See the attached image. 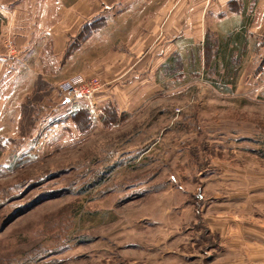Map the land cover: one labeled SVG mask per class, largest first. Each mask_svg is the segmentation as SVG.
<instances>
[{
	"label": "rangeland",
	"instance_id": "obj_1",
	"mask_svg": "<svg viewBox=\"0 0 264 264\" xmlns=\"http://www.w3.org/2000/svg\"><path fill=\"white\" fill-rule=\"evenodd\" d=\"M102 1L44 0L39 21L0 35L2 68L18 70L3 91L18 118L9 142L0 138V264H179L204 248L212 193L253 198L264 215V38L233 49L227 65L221 44L216 55L206 46L196 71L175 62L173 83L136 90L118 111L113 93L97 101L116 80L99 69L109 51L128 52L133 16L116 30L91 21L81 41ZM28 32L40 37L32 45ZM66 80L90 89L89 103L60 105ZM81 105L94 113L84 109L82 130L71 119Z\"/></svg>",
	"mask_w": 264,
	"mask_h": 264
},
{
	"label": "crops",
	"instance_id": "obj_2",
	"mask_svg": "<svg viewBox=\"0 0 264 264\" xmlns=\"http://www.w3.org/2000/svg\"><path fill=\"white\" fill-rule=\"evenodd\" d=\"M44 7V0H0V35L6 28L13 34L15 25L35 18L39 21ZM125 15L133 16L128 19L131 22L122 37L128 52L109 51L105 58L110 63L99 69L104 75L110 74L111 80L116 76V80L97 101L103 106L113 93L118 111L127 110L125 108L134 103L132 96L136 90L159 89L160 85L173 83L176 72L173 60L180 61L181 70L185 66L187 71L188 62L184 64V60L191 55L199 56L201 65L206 46L214 55L222 46L226 55L232 56L233 49L243 50L248 42L264 38V0H103L98 10L83 23L89 25L91 21L101 20L103 26L110 27L107 30H116L126 21L119 17ZM110 33L103 32L105 39H109ZM34 38L40 37L28 32L23 39L25 42L33 40L32 45ZM20 63L24 70L26 61L23 59ZM16 71L13 66L2 68L0 63V138L7 139L17 132L18 113L7 110L3 92L7 79H12ZM262 73L264 77V70ZM67 103L62 98L60 105ZM0 143L6 147L7 143ZM208 197L199 222L205 229V238L201 240L212 243H204V248L195 255L182 253L179 264H264V219L259 218L264 215L254 213L250 200L253 198L239 197L243 202L237 204L235 196L230 194L212 193Z\"/></svg>",
	"mask_w": 264,
	"mask_h": 264
},
{
	"label": "built area",
	"instance_id": "obj_3",
	"mask_svg": "<svg viewBox=\"0 0 264 264\" xmlns=\"http://www.w3.org/2000/svg\"><path fill=\"white\" fill-rule=\"evenodd\" d=\"M59 89L64 99L75 103H81L84 100L88 102L92 96V91L86 87L85 88L80 87L78 81H73V80L63 81L60 83ZM77 108H83V109L86 108L87 111L94 114L92 108L86 107L84 105L78 106L76 107V109Z\"/></svg>",
	"mask_w": 264,
	"mask_h": 264
},
{
	"label": "trees",
	"instance_id": "obj_4",
	"mask_svg": "<svg viewBox=\"0 0 264 264\" xmlns=\"http://www.w3.org/2000/svg\"><path fill=\"white\" fill-rule=\"evenodd\" d=\"M93 26H94V24L85 25V27L82 29L83 30L82 35H84V37L82 36L83 38H81V41H84L86 39V37L89 35V30H90V33H91V31L93 29ZM227 57H228V60L225 61V65H227L230 62V59H229L230 56L228 54H227ZM221 58H223V57H221ZM194 61L195 62L192 65V67L191 66H188L190 69L188 68L187 71H192V70L193 71H196L194 69L195 67H198V58L196 56H194ZM175 62L176 61L173 60V63H175ZM210 64L212 66H214L215 65V61L214 62L212 61ZM105 112H106V110H105ZM71 119L75 123V125L77 126V128H79L81 130L82 129H86L87 126H89V121H90L89 114H88V112L86 110H84L82 108L75 109L74 112L71 115Z\"/></svg>",
	"mask_w": 264,
	"mask_h": 264
}]
</instances>
